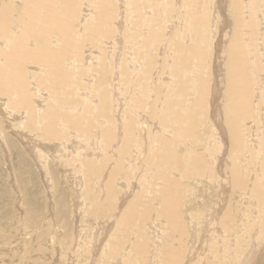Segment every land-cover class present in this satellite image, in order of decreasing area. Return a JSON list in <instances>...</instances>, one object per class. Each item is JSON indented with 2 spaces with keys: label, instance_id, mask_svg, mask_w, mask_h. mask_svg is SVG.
I'll return each instance as SVG.
<instances>
[{
  "label": "rangeland",
  "instance_id": "rangeland-1",
  "mask_svg": "<svg viewBox=\"0 0 264 264\" xmlns=\"http://www.w3.org/2000/svg\"><path fill=\"white\" fill-rule=\"evenodd\" d=\"M41 1L24 0V8L29 7V10L26 9L27 23L29 12L35 11L37 4L38 6H51L53 10L50 14H56L54 20L57 29L53 26L55 21L49 27L38 28L40 31L46 30L42 43L53 50L60 51L59 48L63 47L60 34L75 38L70 52H67V48V51L65 50L67 56L61 60L62 70L59 72L60 75L68 73L70 85L60 89L55 83L58 89L56 98L60 96L57 99L61 101L53 99L52 85L48 86L53 80L59 81V79L47 72L49 66L47 62L30 61L26 65L28 74L26 84L28 91L32 92L29 94L31 98L33 97L38 115L43 116L53 108L57 109L59 115H63L56 120V124L59 123L62 131V140L56 142H60L61 146L64 145V149H55L53 152L58 153H52L53 157L49 155V151L47 152L48 146L44 145L42 149L39 147V144H43L40 143L43 139L40 140L38 130L31 132V127H27L28 123L31 126L29 117L36 122L37 119L35 114L32 115L26 108L24 120H20V122L17 120L18 129L20 125L22 128L19 130L22 132L24 127L25 131L22 133L27 139L26 141L24 138V147L27 153L39 152L37 154L41 162L39 161L40 167L36 166V168L38 167V175L42 182L37 184L27 179L30 173L24 170V163L19 161L18 153L14 152L12 144V152L0 147V264H93L96 262L95 255L98 256L99 261H102L109 257L107 255L111 251V244H115L116 238L120 234L117 224L122 217L121 213L128 207V204H125L124 208L123 202H134L137 199L140 204V207L137 206L139 212L150 208L154 217L149 211L147 217H142L139 221L131 223L127 230L128 234H124L119 243V252L113 254L115 257L128 246L123 263L120 261L121 264H147L146 259L143 263L131 249L136 241L148 246L150 252L152 244H171L167 253L171 249H175L178 255L181 253L182 261L185 260L186 264H201L203 259L204 263L209 264H245V261H247L246 264H264V257L261 259L262 254L264 255V192L260 198L256 197L255 192L256 183L260 182L261 176L264 175V95L257 94L258 91L264 92V87H261L264 79L262 75L264 72H261V70L264 71V51L262 52L263 56L261 55L262 59H260L263 61H259L256 51H252L254 48L247 47L248 65L245 68L252 73L255 91H253V97L255 99L252 97L251 105L248 104L249 107H254H250L252 110L246 109L248 114L246 111L243 113L245 106H243V110L241 109V113L239 111L237 113L242 114L241 119H237V122L242 127L239 138L245 143L236 147L232 138H229L232 134L226 125L228 121L226 117L227 78L224 77L225 66L222 65L221 70L220 66H217L220 60H218V54L223 53L228 56V51L224 49V45L222 48V43L218 42V38L221 35V41L226 42L225 45L230 40V37L226 39L223 34L225 22L222 21H225L226 17V23L230 26L231 2L227 0V3H224L227 7L224 9L221 5L222 0H108L106 7L102 8L98 7L99 0H78L76 8H69L71 0H52L54 3L51 0H44L40 4ZM243 1V5L239 4L236 8L239 15L251 8L248 5V0ZM8 3H13L16 8L21 6L16 1L14 3V0H8ZM224 4L223 6H225ZM260 5L262 6L263 3ZM43 10V12L47 11L44 8ZM191 12H194V16L201 15L205 22L201 27L205 33L199 34L202 40H195L198 38L197 35L194 37V30H197L202 22H189L188 16L193 15ZM101 14H105L103 22L100 20ZM262 16H264L263 10ZM262 19L259 23L261 30L264 29V19ZM92 23L95 25L92 26ZM16 25L15 22L14 26ZM43 25L45 24L43 23ZM30 28L27 24L24 27V32H28ZM262 33L264 35V30ZM27 44L30 51L38 46L33 37L31 39L28 37L25 40V45ZM185 47L186 49H184ZM203 48L204 50H202ZM195 49H197V53L192 51ZM249 50L251 52H248ZM181 52L184 54L182 55ZM249 53L256 56L252 57ZM191 58L193 59L191 60ZM186 59L188 60L186 61ZM250 60H254V62L252 61V63ZM201 61L202 65L205 64L203 68L199 65L202 63ZM223 62L221 61V63ZM259 62H263V65ZM58 69L60 68L58 67ZM26 71L24 72L26 73ZM218 71L221 75L217 73ZM29 83L31 86L28 85ZM200 86L207 94L203 105L199 101V104H196L198 96L202 99L204 97V93L203 96L199 94ZM255 93L257 96L254 95ZM52 103L56 106L53 107ZM202 106L204 107L202 108ZM194 110L197 116L196 122L193 123L194 125L192 124L191 128H185L188 126L185 122L186 115L192 117L191 114H194L192 112ZM249 112L251 113L249 114ZM77 114L85 117L82 123L83 128L88 130L86 137L88 139L83 137L80 139L81 141H76L74 136L76 137L79 132L78 136L83 133L76 131L74 127H66L62 124L66 120L69 121V116L72 121L77 120ZM243 114L248 116L243 117ZM217 118L224 128H217ZM0 123L3 124V127L0 128V140L4 138V135L10 137L8 129L4 127V122L0 121ZM38 123L39 126H42L48 121L45 118H40ZM100 124H103L104 128ZM192 127H194L193 130L189 131ZM15 128L17 127L15 126ZM180 132H185V134ZM27 133L32 134V138L28 137ZM16 138L18 139V135ZM32 142L33 144H31ZM163 142L166 144L162 145ZM16 146L22 147L23 143L17 140ZM82 149L83 151H81ZM40 150L42 151L40 152ZM163 150H166L168 156L161 166L163 162H159V158H161ZM44 151L47 153L44 154ZM96 151L101 153L96 155ZM259 154L261 160L258 159ZM130 157L133 160L129 161ZM178 157H182L180 164ZM198 159L204 165L202 168L194 164ZM45 161H48L49 164ZM50 164L63 178L61 183H64L62 189L67 194L66 207L69 210L70 221H67L62 215V217L55 215L56 208L53 205L55 201L58 203L57 198L60 197V193L55 187L48 185L49 182L46 178H48L47 176L51 178L47 172L51 167ZM17 167L21 170L20 172ZM155 167L157 168L155 169ZM150 168H153V172L150 171ZM163 168L168 169V173L173 177L175 181L173 189L176 190L174 195L181 200L179 211L184 223L182 231L167 224L164 219L156 220L153 223L156 212L162 207L158 195L154 193L151 197V194L147 193V187H151L153 181L155 183L153 187L158 189L155 190L158 193V186L160 188L162 186L158 172H161ZM234 168L237 172L240 171L238 173L244 177L245 184L242 189L235 190L232 186L234 182L231 180V171L228 170ZM63 170L66 171L62 174ZM113 171L117 173L114 176L118 175L117 178L112 177ZM224 172L230 173V175ZM101 173L104 178H99ZM22 179H27L28 183L25 185L21 181L22 185L19 182ZM144 181L149 184H144ZM30 183L31 185H29ZM230 183L232 185H229ZM110 184H112L111 187L115 186L116 191L112 196L116 202L113 199L111 202H114L117 208L113 209L105 205L110 196L107 189ZM118 185L120 186L118 187ZM123 187L126 189L124 190ZM103 190L105 191L102 192ZM225 194L230 196L231 207L225 205ZM94 195H97L95 196V205L92 202ZM24 196H27L28 199ZM99 206L104 210L110 208L105 212L102 210L104 214L100 216V220H98L99 216L96 218L91 213V211H95V207ZM52 209H54L53 213ZM102 218L104 220H101ZM108 220L110 222L107 223ZM139 231H142L141 235H139ZM102 244L107 245L103 247ZM96 245L102 246L103 251L96 249ZM160 248L163 249L162 245ZM161 249H159L160 252ZM203 250L204 252H202ZM250 251L252 255H249ZM130 252L134 254L132 255ZM255 252L256 254H254ZM73 255H75L74 258ZM132 256L134 258H131ZM92 259L95 261L93 262ZM132 259L135 261L132 262ZM155 260L159 261L157 257ZM101 264H105V262Z\"/></svg>",
  "mask_w": 264,
  "mask_h": 264
},
{
  "label": "bare ground",
  "instance_id": "bare-ground-1",
  "mask_svg": "<svg viewBox=\"0 0 264 264\" xmlns=\"http://www.w3.org/2000/svg\"><path fill=\"white\" fill-rule=\"evenodd\" d=\"M12 1V0H11ZM18 4V5H21L19 8L13 6V3H8V0H0V121H3L4 122V127H6L8 129V133L11 135L10 137L7 136V135H4L3 139L0 140V142L2 143L0 145L1 148H3L4 150L8 149V152H10L9 150H11L12 152V148H11V144L13 146V150L15 153H18V159L20 162L24 163V170H27L29 173H30V176H28L29 178H27L28 180H32L33 183H37L39 184L40 182H42L39 178V175H38V170L37 168L40 167V159H39V155L37 153H39L38 151H36L37 153L33 152V153H27V150H25V147H24V127H23V130L22 132L19 130L20 128V125H19V129H18V121L20 122V120H24V110L25 108L30 111V113L32 115L35 114V118L37 119V122L36 121H33L30 117H29V121L31 123V126H29V123L27 125V127H31V132L32 131H35V130H38V135L41 137V142L40 143H43V144H39L38 146L41 147V149L43 148L44 145L48 146L47 148V152L49 151V155L50 156H53L54 155L52 153H55L53 152L55 149L57 150V148H62V150L64 149L63 146H61V143L59 142H56L58 140H62V131H61V128L59 127V123L56 124V120L61 118L63 115H59L58 112H57V109L53 108L51 111L48 110L47 113H44L43 116H39L38 113H37V110H36V106L34 105V100L31 98V95L29 94L30 91H28V88H27V84H26V81H27V78H28V74H27V67L26 65L29 64L30 61H34V62H44L46 61L47 64L49 65L48 68H47V72H50L49 74H53L55 76L56 79H59V81L57 80H53L51 83L48 84V86L52 85L51 89H52V93L54 94V98L53 99H56L58 100L59 97L56 98V91H58V89L56 88V85L55 83L60 87V89L62 87H68L70 85V80L68 81V73L66 74H62L60 75V71L62 70L61 66H60V63H61V60H63L64 57H66V51L69 53L70 52V47L73 45V43L75 42V38L72 39L71 36L69 35H65V38H64V35L63 34H60L61 37H62V44H63V47L62 49H60V51H56V50H53L51 49L50 47L48 46H45L42 42H43V39H45V29H43L42 31H40L38 28H45V27H49L52 25V23L55 21L54 18H56V14H50V12L53 10L51 6H48L45 7V6H38L37 4V8L32 11L29 12V20H28V23H27V13H26V9L29 10V7H26L24 8V0H14V3ZM40 1V0H39ZM44 1V0H42ZM40 2V4H42L43 2ZM48 1V0H47ZM191 1V0H190ZM196 1V0H195ZM198 1V0H197ZM200 1V0H199ZM231 2V7H230V12H231V22L230 23V26L227 25L226 23V17H225V21L223 20L222 22L224 23L225 22V26L223 27V34L224 36L227 38L230 37V40L229 42L227 43V45H225L226 42H222L221 41V35L219 36L218 38V42H221V46L222 48L226 49L228 51V56H225L223 53L221 54H218V60L219 62L217 63V66L219 67L220 66V70L222 68V65L225 66V74H224V77L227 78V88H226V102H227V107H226V111H227V121L226 122V125L227 127H229V131L231 132V137L229 138H232V142H235V146L238 147L245 143V142H242V139L239 138V134H241L242 132V127L238 124L237 122V119H241V115L242 114H237L238 111L239 113H241V109L244 107V110H243V113H246L248 109H250V106L251 105V101L252 100V97H253V77H252V73L249 72V70H246L245 66L248 65V61H247V58H246V53H247V47H253L254 50L252 49V51H256V54L258 55V59L259 61H263V60H260L262 59L261 57L263 56L262 55V52L264 51V35L262 33V29L260 28V21L261 19L264 17L262 16L261 17V14H262V10H263V13H264V0H248V5L251 6V8L249 10H247L246 12H242V15L238 14L236 12V8L238 7V5H243L242 3L244 2L243 0H228ZM26 2V1H25ZM31 2V1H30ZM34 2V1H33ZM51 2H53L51 0ZM108 0H99V6L102 7H106V4H107ZM221 2V1H220ZM36 3V2H35ZM54 3V2H53ZM75 3V4H74ZM76 3H78V0H71L70 1V6L69 8H76ZM95 3V2H94ZM224 3H227V0H222L221 2V5H222V8L225 9V7H227V5L223 6ZM260 3H263V5L261 6ZM30 4V3H29ZM52 4V3H50ZM98 4V3H97ZM135 4V3H134ZM138 3H136L137 5ZM198 4V3H197ZM27 5V3H26ZM44 5V4H43ZM66 5V4H65ZM139 6V4L137 5ZM248 6V7H249ZM93 7V6H92ZM108 7V6H107ZM44 9H46L47 11L43 12ZM107 9V8H106ZM89 10V9H88ZM75 11V10H74ZM238 11V10H237ZM106 12V11H105ZM240 12V11H239ZM41 13V15H40ZM61 13V12H60ZM192 13V12H191ZM193 15L192 16H188V21L189 22H197V21H200L202 22L200 24V27L197 29V30H194V37L197 35L198 38L195 39V40H202V38H200L199 34L201 33H205V30L204 29H201L202 27V24L205 23L203 22L202 18H201V15L199 16H194V12L192 13ZM191 15V14H190ZM113 16V15H112ZM124 16V15H122ZM119 17V16H118ZM59 18V17H58ZM64 18V17H63ZM93 18V17H92ZM105 19V14H101L100 16V20L101 22H103ZM264 19V18H263ZM262 19V20H263ZM59 20V19H58ZM62 20V19H61ZM70 21V20H69ZM205 21V20H204ZM17 23L16 26H14V23ZM68 22V21H67ZM88 22V21H86ZM95 22V21H94ZM118 22V21H117ZM43 23L45 25H43ZM90 23V22H89ZM28 24V27H31L30 29H28V32H24L25 29L24 27L27 26ZM70 24V23H69ZM40 25V26H39ZM87 25V24H85ZM91 25V24H90ZM95 25V23H92V26ZM264 25V24H263ZM53 26L56 28L57 24H56V21L53 23ZM105 26V25H104ZM17 27V28H16ZM98 27V26H97ZM121 27V26H120ZM119 27V28H120ZM16 28V29H15ZM89 28V27H88ZM123 28V27H122ZM121 28V29H122ZM146 29V27H143ZM197 28V27H196ZM57 29V28H56ZM91 29V28H90ZM121 29H119L121 32ZM144 29V30H145ZM201 29V30H200ZM143 30V29H142ZM13 31V33H12ZM16 31H18V33H16ZM88 31H91V30H88ZM150 31V30H149ZM141 32V31H140ZM89 35V34H88ZM34 38V41L36 44H38V46H36L35 49H32V51L29 50V45H25V40L27 38ZM138 37V36H137ZM130 38V37H129ZM128 38V40H129ZM66 39V40H65ZM118 39V38H117ZM139 39H142V38H139ZM61 40V39H60ZM88 40V39H87ZM143 40V39H142ZM147 40V39H146ZM149 40V38H148ZM120 41V40H119ZM133 42V40H132ZM146 42V41H145ZM149 42V41H148ZM134 43V42H133ZM195 43V42H194ZM197 43V42H196ZM121 44V42H120ZM119 44V46H120ZM173 44V43H172ZM175 44V42H174ZM201 44V43H200ZM139 45V44H138ZM224 45V47H223ZM58 46H60L58 44ZM69 46V48H68ZM193 46V44H192ZM205 46V45H204ZM61 47V46H60ZM138 47V46H137ZM179 47V46H177ZM196 47V46H195ZM193 47V48H195ZM198 47V45H197ZM200 47V46H199ZM203 47V46H202ZM200 47V48H202ZM67 48V50H66ZM121 48V46H120ZM180 48V47H179ZM190 48V47H189ZM192 48V47H191ZM199 48V49H200ZM56 49V48H55ZM181 49V48H180ZM186 49V47L184 48ZM198 49V48H197ZM197 49L195 50H192V51H195L197 53ZM250 49V48H249ZM66 50V51H65ZM120 50V49H118ZM134 50V49H133ZM136 50V49H135ZM142 50V49H141ZM145 50V49H144ZM150 50V49H149ZM178 50V48H177ZM204 50V48L202 49ZM186 51V50H185ZM191 51V52H192ZM199 51V50H198ZM184 52V51H182ZM181 52V54H182ZM190 52V53H191ZM200 52V51H199ZM221 52V51H219ZM248 52H251L250 50ZM67 53V54H68ZM185 53V52H184ZM183 53V54H184ZM189 53V52H188ZM189 53V54H190ZM203 53V52H202ZM201 53V54H202ZM182 54V55H183ZM248 54V53H247ZM192 55V54H191ZM197 55V54H196ZM200 55V54H199ZM249 55H251V53H249ZM255 54H253L252 57H254ZM262 55V56H261ZM186 56V54H185ZM184 56V57H185ZM201 56V55H200ZM199 56V58H200ZM256 56V55H255ZM179 57H182L181 55H179ZM178 57V58H179ZM204 57V56H203ZM249 57V56H248ZM190 58V56H189ZM188 58V59H189ZM264 58V56H263ZM181 61H182V58H180ZM184 59V58H183ZM186 59V61L188 60ZM193 58H191L192 60ZM198 59V58H197ZM257 59V57H256ZM202 60L204 61V59L202 58ZM224 60V62H223ZM120 61V60H119ZM185 61V60H184ZM183 61V62H184ZM221 61L224 63H221ZM254 62V60H250V62ZM258 61V60H256ZM202 62V61H201ZM200 62V63H201ZM252 62V63H253ZM187 63V62H186ZM263 63V62H262ZM259 62V64H262ZM124 64V63H123ZM183 64V63H182ZM189 64V63H188ZM203 62L200 65V67H204V65H202ZM257 65V64H256ZM263 65V64H262ZM251 66V65H250ZM259 66V65H258ZM58 67L60 69H58ZM63 67V66H62ZM106 68V67H105ZM253 68H254V65H253ZM126 69V68H125ZM249 69V68H247ZM252 69V68H251ZM185 70V69H184ZM255 70V68H254ZM259 70V69H258ZM256 70V71H258ZM26 71V73L24 72ZM260 71V70H259ZM63 72V71H62ZM103 72V71H102ZM223 72V71H221ZM261 72H264L263 70H261ZM217 73H219V75H221L220 71H218ZM260 73V72H259ZM223 75V74H222ZM264 76V73L262 74ZM261 75V76H262ZM42 77V76H41ZM259 77V76H258ZM43 78L45 79V76H43ZM257 79V78H256ZM40 80V79H39ZM170 80V79H169ZM173 80V79H172ZM38 81V80H37ZM205 82V81H204ZM260 82V81H259ZM263 84H264V79H263ZM261 84V87H264V85ZM29 86H31V84L29 83L28 84ZM205 85V83H204ZM255 85V84H254ZM258 85V84H257ZM57 86V87H58ZM207 86V85H206ZM205 86V87H206ZM207 88V87H206ZM258 88V87H257ZM65 89V88H64ZM68 89V88H67ZM186 89H188L186 87ZM200 91H199V94L201 96H203V93H204V97L203 99L198 96L197 98V101H196V104H199V102H201V104L203 105V100L206 98V95L205 92H204V89L203 87H199ZM217 89V88H216ZM260 89V88H258ZM102 90V89H101ZM106 90V89H105ZM206 90V89H205ZM255 92V91H254ZM257 92V91H256ZM262 91H258L257 94H263L264 95V92ZM32 93V92H30ZM65 93V92H64ZM103 93V92H102ZM187 93V92H186ZM218 93V92H217ZM59 94V93H58ZM63 94V93H62ZM257 94L255 93L254 95L257 96ZM61 95V94H60ZM33 96V95H32ZM62 97V96H61ZM106 97V96H105ZM104 98V97H102ZM255 99V97H253ZM61 99V98H60ZM264 99V97H263ZM105 100V99H104ZM58 101H61V100H58ZM134 101V100H133ZM199 101V102H198ZM255 101V100H254ZM135 102V101H134ZM54 103V102H53ZM52 103V104H53ZM56 103V102H55ZM257 103V102H256ZM64 104V103H63ZM245 104V105H244ZM249 104V105H248ZM248 105V106H247ZM262 105V104H261ZM56 105L53 104V107H55ZM62 106V105H61ZM130 106V105H129ZM198 107V105H196ZM43 107V106H42ZM69 107V106H68ZM72 107V106H71ZM204 106H202L203 108ZM223 108V107H222ZM254 108V107H252ZM257 108V107H255ZM60 109V108H59ZM70 109V108H69ZM199 109V108H198ZM247 109V110H246ZM64 110V109H63ZM102 110H104L102 108ZM218 110V109H217ZM252 110V109H250ZM246 111V112H245ZM263 111V110H262ZM260 111V112H262ZM152 112V111H151ZM187 112V111H186ZM194 114H191L192 117L186 115V118H185V122L188 124V126H186L185 128H191L192 124L195 123L196 121V111H192ZM252 112V111H251ZM249 112V114L251 113ZM60 113V111H59ZM117 113V112H116ZM167 113V112H166ZM257 113V112H256ZM259 113V112H258ZM29 114V112H28ZM118 114V113H117ZM177 114V113H176ZM248 114V112H247ZM245 115V116H248V115ZM261 114V113H260ZM30 115V114H29ZM99 115V114H98ZM184 115V114H183ZM258 117L260 116L259 114H257ZM105 116H106V113H105ZM217 116V114H216ZM221 116H222V113H221ZM7 117V119H6ZM75 117V116H74ZM183 117V116H182ZM40 118H45L48 123L47 124H43L42 126H39V123H38V120ZM64 118V117H63ZM173 118V116H172ZM178 118V117H177ZM261 118V116H260ZM69 121L66 120L65 122H62V124H64L66 127H74L76 129V131H81L83 134L81 136H78V135L75 137L74 136V139L77 141V140H80L82 139L83 137L85 139H88L86 138L87 137V133H88V130H85L83 127V123L82 121L85 119V117L83 115H80V114H77V117L76 119L79 120H75V121H72V118L69 116L68 117ZM18 120V121H17ZM184 120V119H183ZM181 120V121H183ZM219 118H217V128H224V126L221 125V123L218 121ZM264 120V118H263ZM81 121V122H80ZM102 121V120H101ZM100 121V122H101ZM111 122V121H110ZM261 122V121H260ZM103 123V122H102ZM118 124V122H116ZM174 123V122H173ZM185 123V124H186ZM257 123V122H256ZM184 124V123H183ZM260 124V123H259ZM3 124L0 123V128H2ZM85 125V124H84ZM101 126L103 124H100ZM121 125V124H120ZM125 125V124H124ZM182 125V124H181ZM194 125V124H193ZM242 125V124H241ZM15 126L17 128H15ZM24 126V125H23ZM64 126V128H65ZM114 126V124H113ZM134 126V125H133ZM164 127V125H162ZM104 128V126H102ZM100 127V128H102ZM246 127V126H245ZM160 128V127H159ZM194 127H192V129H190L189 131H192ZM258 128V127H257ZM126 129V128H124ZM260 129V128H259ZM117 130V129H116ZM120 130V129H119ZM164 131V130H163ZM28 132V130H27ZM117 132V131H116ZM124 132V131H123ZM126 132V130H125ZM228 132V131H227ZM4 133V132H3ZM64 133V131H63ZM118 133V132H117ZM162 133V132H161ZM181 134L185 132H180ZM5 134V133H4ZM23 134V136L21 135ZM28 134V133H27ZM26 134V135H27ZM34 134V133H33ZM188 134V133H187ZM18 135V139L16 138ZM37 135V134H36ZM37 135V136H38ZM120 135V134H118ZM132 135V134H131ZM169 135V134H168ZM16 136V137H15ZM31 137L32 134H28V137ZM36 136V138H37ZM67 136V135H66ZM130 136V135H128ZM242 136V135H241ZM240 136V137H241ZM1 137V136H0ZM35 137V135H34ZM32 138V137H31ZM73 138V136H72ZM118 138V137H117ZM120 138V137H119ZM118 138V139H119ZM124 138V137H123ZM137 138V137H136ZM68 139V138H67ZM129 139V138H128ZM162 139V138H161ZM165 139V138H164ZM17 140H20L22 143H23V146L22 147H17L16 146V142ZM25 140L27 141V139L25 138ZM30 140V139H29ZM122 140V139H121ZM38 141V140H37ZM64 141V140H63ZM68 141V140H66ZM81 141V140H80ZM78 141V142H80ZM83 141V140H82ZM86 142V140H84ZM132 141V140H130ZM179 141V140H178ZM34 142V141H33ZM33 142L31 144H33ZM72 142V141H71ZM238 142V144H237ZM66 143V142H65ZM74 143L76 144V142L74 141ZM88 143V142H86ZM125 143V142H124ZM123 143V144H124ZM133 143V142H132ZM38 144V143H37ZM71 144V143H70ZM163 144H166V142H163ZM68 145V144H67ZM94 145V143H93ZM96 145V144H95ZM136 145V144H135ZM138 145V144H137ZM140 145V144H139ZM72 146V144L70 145ZM99 146V145H98ZM97 146V147H98ZM122 146V145H121ZM142 146V145H141ZM140 146V147H141ZM38 147V148H39ZM78 147V146H77ZM96 147V150L98 149ZM101 147V145H100ZM158 147V146H157ZM173 147V145H172ZM243 147V146H242ZM29 148V147H28ZM32 148V146H31ZM37 148V145L35 147V150ZM67 148V147H66ZM73 148H74V144H73ZM110 148V147H109ZM123 148V147H122ZM30 149V148H29ZM28 149V150H29ZM34 149V148H33ZM40 149V148H39ZM68 149V148H67ZM72 149V148H71ZM84 149V148H83ZM83 149L81 151H83ZM102 149V148H101ZM100 149V151H101ZM118 149V148H117ZM140 149V148H139ZM34 150V151H35ZM44 150V149H43ZM125 150V149H124ZM42 150H40L41 152ZM74 151V150H73ZM71 151V152H73ZM139 151V150H138ZM136 151V152H138ZM5 152V151H4ZM31 152V151H30ZM45 152V151H44ZM47 152H45L44 154H46ZM61 152V151H59ZM76 152V150H75ZM117 152V151H116ZM120 152V151H119ZM259 152V151H258ZM58 152H56L57 154ZM81 153V152H79ZM101 153V152H99ZM99 153H97L96 151V155H99ZM147 153V152H146ZM263 153V152H262ZM10 155V153H8ZM116 154V153H115ZM5 155V153H4ZM8 155V157H10ZM48 155V154H47ZM59 155V154H58ZM64 155V154H63ZM80 155V154H78ZM91 155V153H90ZM102 155V154H100ZM113 155V154H111ZM118 155V154H116ZM256 155V154H255ZM93 156V155H91ZM125 156V155H124ZM166 156H168V153L166 152V150H163V152H161V158H159V162H163L161 164V166L165 163V161L167 160ZM173 156V155H172ZM171 156V157H172ZM250 156V155H249ZM258 156V155H257ZM7 157V158H8ZM42 157V156H41ZM101 157V156H99ZM119 157V156H118ZM121 157V156H120ZM126 157V156H125ZM133 157V156H132ZM260 157V154L258 156V159ZM6 158V159H7ZM127 158V157H126ZM137 158V157H136ZM140 158V157H139ZM263 158V157H261ZM129 161L131 159L128 158ZM155 159V158H154ZM255 159V158H254ZM58 160V159H56ZM115 160V159H114ZM125 160V159H124ZM133 160V158L131 159ZM261 160V159H260ZM11 161V160H10ZM17 161V160H16ZM40 161V162H39ZM42 161H44V159H42ZM113 161V160H112ZM156 161V160H155ZM180 161H182V157H178V163L180 164ZM259 161V160H258ZM36 162V163H35ZM48 163V161H45V163ZM17 163V162H16ZM35 167H34V165ZM78 163V162H77ZM76 163V164H77ZM132 163V162H131ZM129 163V164H131ZM12 164V162H11ZM79 164V163H78ZM77 164V166H79ZM118 164V163H117ZM147 164V162H146ZM149 164V163H148ZM174 164V163H173ZM195 166H200L202 168L203 163H201V160H195L194 162ZM259 164V162H258ZM51 165V164H50ZM36 166H38L36 168ZM125 166V165H124ZM131 166V165H130ZM145 166V165H144ZM149 166V165H148ZM83 167V166H82ZM101 167V166H100ZM132 167V166H131ZM146 167V166H145ZM150 167V166H149ZM158 167V165H157ZM155 167V169L157 168ZM200 167L198 168V170L200 169ZM233 167V166H232ZM263 167V166H262ZM18 168V167H17ZM28 168V169H27ZM105 168V167H104ZM115 168V167H114ZM138 168V167H137ZM238 168V167H237ZM119 169V168H118ZM122 169V168H121ZM261 169V168H260ZM19 170V172L21 171L19 168L17 169ZM102 170V169H101ZM114 170V169H113ZM117 170V169H115ZM138 170V169H137ZM259 170V169H258ZM66 170H63L62 174L65 172ZM78 171V170H77ZM136 171V170H135ZM150 171L153 172V168L151 169L150 168ZM188 171V170H187ZM229 172L231 171V180L234 182V183H230L229 185H232L234 187V189H242L244 188V184H245V181H244V177L242 175H240L238 172L240 171H236V169H231V170H228ZM12 172V171H11ZM14 172V171H13ZM49 172V175L51 178H49V176H47L48 178H46L49 182L48 185H50L51 187H55L57 191H59L58 193H60V197L57 198V201L58 203L55 201L53 207L56 208L55 210V215L57 214L58 216H64V218L67 220V221H70V218L69 217V210L67 209L66 207V200H67V194L65 193L64 189H62V186H64V183L62 182L61 183V180H63V178L60 176V173L51 165L50 169L47 171ZM120 172V170H119ZM139 172V170H138ZM26 173V172H25ZM114 173V171H113ZM227 174V172H224ZM19 174V173H18ZM82 174V173H81ZM117 173H114L112 175L113 178H117V177H114L116 176ZM120 174V173H119ZM130 174V173H129ZM159 174V179L161 180L162 182V186L160 188L159 187V191L158 193L156 192L158 189H154V185L155 183L152 181L151 182V187H147L148 188V194H151V197L155 194L158 195V200L161 204V207L162 209H159L157 212H156V218H154L153 220V223L157 220L159 221L160 219H164L167 224H170L172 225L175 229H179V230H183L184 229V223H183V220L181 219V213H180V209L179 207L181 206V200L179 198H176L175 197V192L176 190H174V180H173V177L168 173V169H161V172H158ZM263 174V173H262ZM261 174V175H262ZM84 175V173H83ZM110 175V176H111ZM189 175V174H188ZM227 175H230L227 174ZM104 176V175H103ZM108 176V177H110ZM245 176V175H244ZM264 176V175H263ZM263 176H261V180L260 182L258 181L255 185V192H256V197L260 198L261 195H263V192H264V180H263ZM27 177V176H26ZM31 177V178H30ZM41 177V176H40ZM79 177V176H78ZM84 177V176H83ZM111 177V178H112ZM127 177V175H126ZM143 177V176H142ZM228 177V176H227ZM24 178V177H23ZM99 178H104L102 177V173L100 174V177ZM110 178V179H111ZM112 178V179H113ZM258 178V177H257ZM27 179H22V180H19V182L22 184V182H24V184L26 185L28 183ZM60 179V180H59ZM79 179V178H78ZM108 179V180H110ZM146 179V178H145ZM144 179V180H145ZM259 179V178H258ZM46 180V181H47ZM50 180V181H49ZM85 180V178H84ZM83 180V181H84ZM141 180V179H140ZM143 180V179H142ZM22 181V182H21ZM29 181V182H30ZM31 181V182H32ZM45 181V180H44ZM98 181V180H97ZM99 184V182H97ZM100 181V180H99ZM106 181V180H105ZM244 181V182H243ZM256 181V180H255ZM77 182V180H76ZM86 182V181H85ZM101 182V181H100ZM109 182V181H107ZM225 182V181H224ZM254 182V181H253ZM51 183V184H50ZM95 183V184H96ZM128 183V182H127ZM229 183V182H228ZM36 184V186H37ZM104 184V183H103ZM107 184V183H106ZM115 184H117L115 182ZM126 184V183H125ZM144 184H147V181H144ZM149 184V183H148ZM147 184V185H148ZM20 185V184H19ZM23 185V184H22ZM24 185V186H25ZM31 185V183L29 184ZM108 185V184H107ZM112 184H110V186H108L109 188L108 189V195L109 198L107 200V202L105 203L106 206L108 207H111L112 209L113 208H117L116 204L114 202H111L112 199H113V194L116 192L114 187H111ZM2 186V185H1ZM75 186V184H74ZM86 186V185H85ZM120 185H118L119 187ZM130 186V185H129ZM127 186V187H129ZM3 187V186H2ZM1 187V188H2ZM30 187V186H29ZM50 187V188H51ZM84 187V186H82ZM81 187V188H82ZM228 187V186H227ZM76 188V187H75ZM105 188V187H104ZM117 188V187H116ZM229 188H231L229 186ZM4 189V188H2ZM23 189V188H22ZM26 189V188H24ZM23 189V190H24ZM28 189V188H27ZM34 189V188H32ZM97 189V188H96ZM95 189V190H96ZM124 189V187H123ZM126 189V187H125ZM124 189V190H125ZM162 190V193H161V190ZM1 190V189H0ZM30 190V189H29ZM98 190V189H97ZM96 190V191H97ZM102 190V189H101ZM117 190V189H116ZM123 190V191H124ZM156 190V191H155ZM234 190V191H235ZM3 191V190H2ZM5 191V189H4ZM31 191V190H30ZM82 191V190H81ZM91 191V190H89ZM93 191V190H92ZM100 191V190H98ZM105 190H103L102 192H104ZM35 192V191H34ZM88 192V191H87ZM101 192V191H100ZM107 192V191H106ZM4 193V192H3ZM27 193V192H26ZM49 193V192H48ZM53 193V192H52ZM83 193V191H82ZM137 193V191H136ZM51 194V193H50ZM85 194V193H84ZM89 194V193H88ZM91 194V193H90ZM99 194V193H98ZM103 194V193H102ZM118 194V193H117ZM28 195V194H27ZM220 195V194H219ZM250 195V194H249ZM82 196V195H81ZM93 196V194H92ZM97 195H94V198H92V202H94V205H95V200H96V197ZM122 196V195H121ZM120 196V197H121ZM226 198H225V205L226 206H230V202H229V199H230V196L228 194H225ZM83 197V196H82ZM81 197V198H82ZM87 197V196H86ZM100 197V196H99ZM103 197V196H102ZM119 197V198H120ZM181 197V196H180ZM238 197V196H237ZM24 198H27L28 197L24 196ZM91 198V197H90ZM105 198V196L103 197ZM117 198V199H119ZM257 198V200H258ZM37 199V198H36ZM127 199V198H126ZM134 199V198H133ZM153 199V198H152ZM248 199V198H247ZM254 199V197H253ZM256 199V198H255ZM136 200V199H135ZM179 200H180V203H179ZM113 201H115L113 199ZM116 202V201H115ZM129 202V203H128ZM126 203H124V208H125V204H128V207H126V210H124L121 214H122V217L120 218L119 220V224H117L119 226V228H117L120 232V234L117 236L116 238V242L115 244H111L109 241L110 244H111V251L110 253H108L107 256H109L108 258L102 260V261H99L98 260V256H96L95 254V260L96 262H94L95 260H93V264H101L102 262H105V264H121L120 261H122L123 263V260H124V256L127 252V247L123 248L121 253L120 254H117L115 257L113 256L114 252L115 253H118L119 250H118V246L120 245V241L122 240V236L125 234L127 235L129 231L128 228L130 227L131 223L135 222V221H139L142 217H147L149 215V211L152 215V217H154V214H153V211L150 210V208H146V209H143V212H139L138 210V207H140V204L138 203V199L136 201H128ZM155 202V201H154ZM77 203V202H76ZM83 203V202H82ZM92 204V203H91ZM118 204V203H117ZM122 204V203H121ZM133 204H135L136 206H132ZM180 204V205H179ZM79 205V204H78ZM83 205V204H82ZM81 205V206H82ZM100 205V204H99ZM157 205V204H156ZM260 205V204H259ZM258 205V206H259ZM116 206V207H115ZM138 206V207H137ZM52 207V208H53ZM231 207V206H230ZM79 209V208H78ZM110 209V208H109ZM108 209V210H109ZM227 209V208H226ZM259 209V208H257ZM256 209V210H257ZM53 210L52 209V213H53ZM92 210V209H91ZM102 210H104L103 207L99 206V207H95V211H91L92 213V216H95L96 218L98 217V220H100V216L102 214H104L102 212ZM108 210H104L105 211H108ZM123 210V209H122ZM38 211V210H36ZM41 211V210H39ZM259 211V210H258ZM110 212V211H109ZM115 212V211H114ZM113 212V213H114ZM231 212V210H230ZM36 213V212H35ZM108 214V213H107ZM61 216V217H62ZM109 216V215H108ZM107 216V217H108ZM119 216V215H118ZM220 216V215H219ZM94 217V218H95ZM93 218V219H94ZM104 218V217H103ZM101 219V220H104V219ZM106 218V217H105ZM111 218V217H110ZM23 219V218H22ZM64 220V219H63ZM106 220V219H105ZM110 220V219H109ZM107 221L110 222V221ZM214 220V219H213ZM114 221V220H113ZM249 221V219H248ZM99 222V221H98ZM116 222V220H115ZM69 223V222H68ZM97 223V222H96ZM101 223V222H100ZM152 223V224H153ZM71 224V223H70ZM98 224V223H97ZM145 224V223H144ZM100 225V224H99ZM116 225V224H115ZM222 225V224H221ZM108 226V224H107ZM66 227V225H65ZM68 227V226H67ZM104 227V226H103ZM106 227V226H105ZM110 228H111V225H110ZM103 229V228H102ZM153 229V228H152ZM222 230V229H221ZM220 231V230H219ZM105 232V231H104ZM141 232L142 231H139V235H141ZM153 232V231H152ZM224 232V231H223ZM222 232V233H223ZM123 233V234H122ZM144 233V232H143ZM194 233V232H193ZM225 233V232H224ZM101 234V233H100ZM105 234V233H104ZM158 234V233H157ZM103 235V234H102ZM115 235V234H114ZM194 235V234H193ZM218 235V234H217ZM224 235V234H223ZM113 236V235H112ZM111 236V237H112ZM153 236V234H152ZM158 236V235H157ZM226 236V235H225ZM233 236V235H232ZM131 237V236H130ZM209 237V236H208ZM100 238V237H99ZM103 238H104V235H103ZM107 238V237H106ZM228 238V237H227ZM158 239V237H157ZM243 240V238H242ZM260 240V239H259ZM162 241V240H161ZM253 241V240H252ZM19 242V241H18ZM84 243V242H83ZM99 243V242H97ZM214 243V242H213ZM108 244V243H107ZM107 244L103 245L102 246H106ZM215 244V243H214ZM95 245V244H94ZM126 245V244H125ZM131 245V244H130ZM162 245V248H160V246ZM258 245V244H257ZM93 246V245H92ZM97 246V245H96ZM101 246V247H102ZM172 245H167V244H152L151 245V248H152V251L150 252V249H148V246H146L145 244H142V243H139L136 241L135 244H133V247L131 248L135 254L140 257V260L143 262L144 259H146V263L147 264H186L184 261H182V255L181 253L178 255L177 251L175 249H169L170 251H168L167 253V249L170 248ZM95 247V246H94ZM101 247H98L96 249L98 250H102ZM108 249V247H106ZM184 248V247H183ZM221 248V247H220ZM253 248V247H252ZM22 249V248H21ZM106 249V250H107ZM110 249V248H109ZM161 249L162 251L160 252ZM205 249V248H204ZM257 249V248H256ZM226 250V249H224ZM254 250V249H253ZM259 250V249H258ZM2 251V250H1ZM97 251V250H96ZM103 251V250H102ZM131 251V252H133ZM264 251V250H263ZM263 251L260 252L263 253ZM20 252V251H19ZM129 252V251H128ZM130 252V253H131ZM204 252V250L202 251ZM212 252V251H211ZM253 252V251H252ZM71 253V251H70ZM97 253V252H96ZM101 253V252H100ZM106 253V252H104ZM149 253V254H148ZM132 254V253H131ZM130 254V255H131ZM134 254V253H133ZM132 254V255H133ZM251 254V251L249 253V255ZM256 254V252L254 253ZM252 255V254H251ZM39 256V255H38ZM75 255H73V258H74ZM198 256V255H197ZM100 257V256H99ZM114 257V258H113ZM155 257H157L159 259V261L155 260ZM201 257V255H200ZM264 255L262 254L261 256V259H263ZM103 258V257H102ZM131 258H134L133 256ZM191 258V257H190ZM202 258H204V256H202ZM246 258V257H245ZM184 259H187V258H184ZM244 259V258H243ZM260 259V258H259ZM74 260V259H73ZM76 260V259H75ZM101 260V258H100ZM188 260V259H187ZM201 260V258H200ZM61 261V260H60ZM78 261V260H77ZM128 261V260H127ZM135 260L132 259V262H134ZM194 261V260H192ZM244 261V260H243ZM259 261V260H258ZM261 261V260H260ZM125 262V261H124ZM170 262V263H169ZM190 262V260H189ZM204 259L202 260V263L201 264H209V263H204ZM144 263V262H143ZM245 264L247 263V261L244 262ZM241 264V263H240Z\"/></svg>",
  "mask_w": 264,
  "mask_h": 264
}]
</instances>
